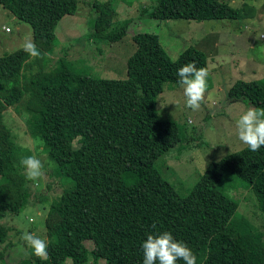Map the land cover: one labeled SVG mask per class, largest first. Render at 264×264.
Masks as SVG:
<instances>
[{
    "label": "trees",
    "instance_id": "obj_1",
    "mask_svg": "<svg viewBox=\"0 0 264 264\" xmlns=\"http://www.w3.org/2000/svg\"><path fill=\"white\" fill-rule=\"evenodd\" d=\"M0 3L30 25L39 51L32 61L23 47L0 56V220L20 212L31 194L19 166L30 151L18 147L4 120L14 103L31 136L40 140L51 175L63 185L44 218L47 258L29 248L16 264H85L89 259L91 264H143L142 242L165 231L192 250L197 264H264V233L237 213L238 199L217 187L223 173L239 176L264 212V146L253 152L244 145L209 162L185 195L155 166L157 157L180 141L178 123L158 116L157 95L165 82L178 81L179 67L194 62L207 68L201 50L188 46L172 59L156 33L138 31L124 79L82 73L63 56L45 69L44 59L57 44L55 26L75 13L77 0ZM95 6L98 14L87 36L112 42L114 8L107 2L95 1ZM141 14L200 21L239 19L243 9L224 0H157ZM128 22L119 29L124 31ZM32 63L39 68L27 73ZM24 94L25 102L18 103ZM228 95L264 107V77L236 80ZM5 235L0 221V241Z\"/></svg>",
    "mask_w": 264,
    "mask_h": 264
},
{
    "label": "rangeland",
    "instance_id": "obj_2",
    "mask_svg": "<svg viewBox=\"0 0 264 264\" xmlns=\"http://www.w3.org/2000/svg\"><path fill=\"white\" fill-rule=\"evenodd\" d=\"M109 3L113 9L114 31L112 42L88 37L98 14L95 6ZM157 0H77L74 14H66L58 20L54 32L57 44L44 61L50 69L58 56L67 59L75 70L95 77L124 79L127 76L126 60L135 49L132 35L149 31L159 36L162 47L172 59L188 46L203 52L208 69L205 100L198 111L184 106L182 87L178 82H165L163 91L156 98V111L160 118L173 119L179 125L180 141L162 152L155 166L179 192L185 195L199 180L209 162L218 160L244 145L235 135V121L249 107H257L243 98H230L228 89L236 80H259L264 77V0H224L233 6H241L243 16L239 19H165L155 20L141 14V8L153 5ZM251 5L253 9L246 5ZM129 20L124 31L121 23ZM32 40L31 27L11 14L0 3V56L23 47L25 40ZM33 57L29 58L32 61ZM41 60V59H39ZM39 68L33 64L27 71ZM24 94L18 103H24ZM172 100L174 104L166 105ZM16 103L7 107L4 120L10 128L18 147L32 143L30 155L40 158L43 175L28 180L31 194L26 206L17 214H7L0 221L6 235L0 241V264H16L28 256L29 247L21 236L34 233L47 239L44 218L50 199L63 186L51 175V163L42 150L39 139H34ZM22 108V104L20 106ZM40 144L38 145L37 142ZM29 155V156H30ZM217 187L232 199H238L237 213L243 214L256 229L264 233V212L257 209L255 196L239 176L225 172ZM88 249L93 243L84 242ZM89 259L85 264H91ZM104 264V260H100ZM66 264H69L66 261Z\"/></svg>",
    "mask_w": 264,
    "mask_h": 264
},
{
    "label": "clouds",
    "instance_id": "obj_3",
    "mask_svg": "<svg viewBox=\"0 0 264 264\" xmlns=\"http://www.w3.org/2000/svg\"><path fill=\"white\" fill-rule=\"evenodd\" d=\"M23 50L32 57L39 56V51L30 38L25 40ZM176 76L183 90L184 106L192 111H198L205 100L208 69L198 68L194 62H191L179 67ZM174 103L175 101L170 100L166 105L160 103V107ZM235 135L241 144L253 152L264 146V109L249 107L243 111L235 121ZM23 147L29 151L33 150L31 142L24 144ZM19 166L24 170L28 180L34 181L43 175L44 163L36 155L22 158ZM21 239L36 257L47 258L48 243L45 239L27 232L21 236ZM142 250L143 264H177L179 260L184 264H197V257L192 250L167 231L147 235L142 242Z\"/></svg>",
    "mask_w": 264,
    "mask_h": 264
}]
</instances>
